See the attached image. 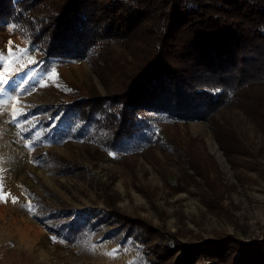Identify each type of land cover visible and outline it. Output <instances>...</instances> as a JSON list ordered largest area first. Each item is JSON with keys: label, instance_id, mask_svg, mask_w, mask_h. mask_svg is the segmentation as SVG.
<instances>
[{"label": "rangeland", "instance_id": "rangeland-1", "mask_svg": "<svg viewBox=\"0 0 264 264\" xmlns=\"http://www.w3.org/2000/svg\"><path fill=\"white\" fill-rule=\"evenodd\" d=\"M138 55L137 45L108 44L107 85L89 58H46L17 24L0 23V264H169L181 252L155 262L100 215L110 203L183 239H264V129L240 102L214 118L237 136L230 154L206 119L141 109V131L110 147L95 122L51 108L108 94ZM53 154L77 168L64 172ZM252 157L254 167L241 164ZM73 208L84 234L60 228L58 215Z\"/></svg>", "mask_w": 264, "mask_h": 264}, {"label": "trees", "instance_id": "trees-1", "mask_svg": "<svg viewBox=\"0 0 264 264\" xmlns=\"http://www.w3.org/2000/svg\"><path fill=\"white\" fill-rule=\"evenodd\" d=\"M2 22L17 24L46 58H89L107 85L106 46L121 41L139 47L137 63L129 71L118 70L122 74L108 94L93 89L51 106L95 122L110 147L141 131V109L209 120L227 153L238 141L233 129L214 119L221 108L240 102L264 129V0H0ZM54 156L64 172L77 168L74 161ZM255 161L241 164L252 168ZM104 212L92 210L140 239L155 262L181 251L169 264H264V239H183L111 203ZM78 213L73 208L58 215L65 233H85Z\"/></svg>", "mask_w": 264, "mask_h": 264}]
</instances>
